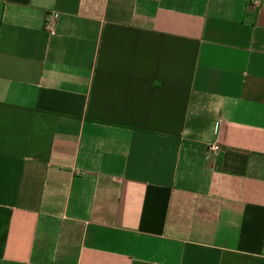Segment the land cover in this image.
<instances>
[{"label":"crops","instance_id":"crops-1","mask_svg":"<svg viewBox=\"0 0 264 264\" xmlns=\"http://www.w3.org/2000/svg\"><path fill=\"white\" fill-rule=\"evenodd\" d=\"M0 264H264V0H0Z\"/></svg>","mask_w":264,"mask_h":264},{"label":"built area","instance_id":"built-area-1","mask_svg":"<svg viewBox=\"0 0 264 264\" xmlns=\"http://www.w3.org/2000/svg\"><path fill=\"white\" fill-rule=\"evenodd\" d=\"M56 17H46L44 20V29L50 34H54L56 26ZM220 150V146L216 143L208 145L206 149V159L214 158Z\"/></svg>","mask_w":264,"mask_h":264}]
</instances>
